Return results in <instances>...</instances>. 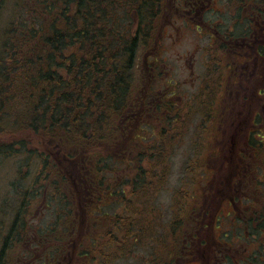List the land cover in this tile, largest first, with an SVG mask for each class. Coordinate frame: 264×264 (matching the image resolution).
<instances>
[{
	"label": "trees",
	"instance_id": "obj_1",
	"mask_svg": "<svg viewBox=\"0 0 264 264\" xmlns=\"http://www.w3.org/2000/svg\"><path fill=\"white\" fill-rule=\"evenodd\" d=\"M7 1L0 0V170L8 164L12 169L6 199L0 205V215L6 216L9 209L0 264L8 262L5 252L12 243L23 242L22 233L30 226L25 217L36 200L45 208L52 207L54 221L66 225V232L72 218L83 219V210L96 214V222L97 218L106 220L101 224L107 228L104 233L86 236L79 220L75 228L82 225L83 236L73 241L79 246V257L110 264L114 251L124 250L129 240L132 244L139 240L126 229L130 231L132 215L139 218L146 210V204L142 211L137 208L138 189L144 187L137 183L146 178L150 184L155 182L145 166L157 171L167 166L165 154L171 156L179 141L173 144L168 135L185 123L180 115L183 103L170 91L176 83L163 82L162 97L151 88L156 68L147 73L148 98L135 93L137 48L151 38L160 0H15L6 14ZM236 1L235 18H240L247 0L218 3L227 9ZM248 1L250 35L252 31L260 35L264 33V0ZM226 9L220 14L223 22L218 30L230 37L245 32L243 22H232ZM263 48L259 46L262 54ZM225 54L216 59L223 62ZM222 72L218 77L208 74L213 79L205 73L195 94L186 96L183 109L187 107L190 115L214 114L224 85ZM247 137L250 147V129ZM240 158L245 172L239 171L247 174L250 153ZM125 167L135 172L127 193L129 178L120 184H110L108 179ZM162 178L159 175L156 181ZM199 180L188 181L198 185ZM185 197L199 200L190 192ZM114 202L123 205L122 212L106 216ZM82 240L88 241L87 247H82Z\"/></svg>",
	"mask_w": 264,
	"mask_h": 264
},
{
	"label": "rangeland",
	"instance_id": "obj_2",
	"mask_svg": "<svg viewBox=\"0 0 264 264\" xmlns=\"http://www.w3.org/2000/svg\"><path fill=\"white\" fill-rule=\"evenodd\" d=\"M13 1L15 0L6 2V14L10 12ZM182 3L181 0H160L158 13L152 21L151 38L147 44L137 48L134 76L137 80L135 93L148 98V90L145 87L149 83L146 82L147 76L142 77V75L143 71L146 73L145 67L156 61V71L158 68L163 71L161 76L163 78L159 84L151 88L161 90L163 82L168 79L176 83L177 87L170 91H173L178 103H183L180 115L181 120H184L185 123L179 125L178 129L168 135L173 144L175 139L179 141L171 156L169 153L165 154L167 166L158 171L145 166L147 167L145 171L148 170L146 174L149 177L153 176L155 182L150 184L146 178L144 182L140 180L137 183L138 186L144 185V187L138 189L140 198L136 200V205L138 210L142 211L143 205L146 204V210L138 215L139 218L132 215L133 218L128 223L131 225L130 231L126 229L133 237L138 236L139 240L135 244L129 240L124 250L114 251L113 257L109 258V260L111 259L110 264H155L157 261L160 264H185L187 260L186 238L190 234L193 236L194 234L202 235L203 225L209 228V219L203 215L206 211L208 217H211L217 212L216 206L220 200L217 189L221 187V183L226 179L230 182L232 180H239L241 183L244 181L241 189L245 188L244 195L250 198V170L247 174L240 173L238 168L243 164V161L239 160L241 154L237 155V148L241 149L245 146L244 131L247 121L245 114L249 109L245 104L246 100H241L238 95L236 98L235 95H229L227 90L228 94H224L222 98L218 97L214 114L190 115L187 112V107L183 109V106L186 105V96L195 94L200 82L204 80L205 73L207 79H213L208 75L212 72L215 77H218L221 71H223L222 74L224 73L223 69L219 70L225 66L224 61L229 59V54H225L226 58L223 59V62L218 61L216 56L222 52L217 45L208 46L207 37L201 36L203 27L201 28L193 21V23H185L179 19L176 20L175 15H171V12L181 9ZM220 8L226 7L221 5ZM215 52L218 54L216 55ZM209 57L212 59L211 61H209ZM258 62L259 66H264L261 59ZM227 74L231 75V73ZM228 89L234 91L233 85H229ZM259 97H261L258 98L259 102H262L264 96ZM263 111H259L256 107L250 113L255 112L257 115ZM240 117L246 118L244 123L241 122ZM174 135L176 136L173 137ZM168 138L166 145H169ZM230 146H232L231 150H229ZM166 150L170 152L168 147ZM242 157H247V155H242ZM259 158L264 164V152ZM207 167L211 169H206ZM204 168L205 170H203ZM11 169V165L8 164L0 170V205L6 199L4 196L10 183ZM193 171L194 175L191 174ZM134 175V170H128L125 167L114 171L108 179L112 182L110 184H120L129 178L130 184L126 185L127 193L133 182L130 178ZM159 175L163 178L158 183L156 180ZM193 179L197 181L202 179V181L199 180L198 185H192L193 183L188 180ZM236 187L233 186V188ZM135 190L137 191V188ZM188 192L196 195L199 200L192 202L187 199L185 194ZM36 201H33L29 206L31 211H27L28 215L25 217L26 226L28 223L30 226L22 233L25 235L23 242L15 241V244L12 243L5 252V258L8 259L6 264H70L77 256L79 247L77 243L74 244L73 240L77 239L78 235L83 236L80 231L82 225L75 228L78 226L79 220H82L84 224L85 236L88 232L104 233V230L107 229L101 226V224H106V220L97 218L96 222L94 219L96 214H88L83 210V219H79L78 216L75 219L72 218V221L68 222L69 229L66 232L64 228L66 225H62L57 219L54 221L56 215L52 207L45 208L42 203ZM239 203L244 206L248 204L244 199H241ZM93 205L96 206V202ZM112 205L106 216H117L122 212L123 205L120 202H114ZM186 210H190V213L184 217ZM223 210L227 209L220 208V211ZM3 211H5L4 208ZM7 211L9 209L4 213L6 216L0 215V224L2 225L0 247L7 225ZM193 230L195 233H189ZM72 241L73 243H71ZM82 241H84L82 247H87L88 241ZM73 245L76 247L73 248Z\"/></svg>",
	"mask_w": 264,
	"mask_h": 264
},
{
	"label": "flooded vegetation",
	"instance_id": "obj_3",
	"mask_svg": "<svg viewBox=\"0 0 264 264\" xmlns=\"http://www.w3.org/2000/svg\"><path fill=\"white\" fill-rule=\"evenodd\" d=\"M181 1L183 2L181 9L171 12V15H175L176 20L179 19L185 23L196 22L198 26L204 28L201 36L207 37V42L212 43L213 46L217 45L222 53L229 54V59L224 61L225 66L222 68L224 72L227 69V72L224 75L220 98L228 94V90L229 95H235V98L238 95L241 100H246L245 104L249 109L245 114L247 118L244 131L245 146L241 149L237 148V155L250 153V198L244 195L246 189H241L244 181L230 182L226 179L221 183V187L217 189L220 197L219 204L216 206L217 212L211 217H208L206 211L203 215L209 219V228L202 224L204 228L202 235L198 237L196 234L194 236L190 234L186 238L185 264H264V164L259 158L264 152V100L262 103L258 99L261 98L259 96H264V66L257 64L259 59L262 60V64L264 63V54L259 49V46L264 47V33L256 35L252 31L250 35V1L248 0L245 5L243 4L240 18H235L236 11L239 10L237 1L228 4V10L221 9L218 0ZM225 9L229 11L233 22H243L241 24L243 28L246 27L245 32L230 37L227 33L218 30L217 26L222 22L220 14ZM155 63L156 61L151 62L145 67L146 73L143 71L142 77L147 76L148 71L155 72ZM155 73L158 74L159 79H155L156 74L153 75L154 86L163 78L161 77L163 71L159 68ZM229 85H233L234 91L228 89ZM156 92L161 97L165 96V92L162 93L159 89ZM253 107H258V110L263 112L257 115L255 112L250 113ZM246 118L240 117L241 122L244 123ZM248 129H250V147L247 146L246 141ZM231 149L232 146L229 150ZM233 186L237 187L233 188ZM241 199L250 203V210L244 211L249 205L240 204ZM222 207L227 210L220 211ZM238 220H243V223H239ZM248 220H250V227ZM262 221L263 225H261ZM189 233H195V231ZM74 247L76 245H73ZM70 264L97 263L86 259L85 256L79 257L77 254Z\"/></svg>",
	"mask_w": 264,
	"mask_h": 264
}]
</instances>
